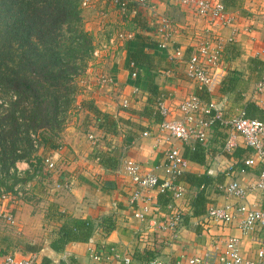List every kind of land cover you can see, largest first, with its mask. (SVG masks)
Segmentation results:
<instances>
[{
  "label": "crops",
  "instance_id": "crops-1",
  "mask_svg": "<svg viewBox=\"0 0 264 264\" xmlns=\"http://www.w3.org/2000/svg\"><path fill=\"white\" fill-rule=\"evenodd\" d=\"M221 1L233 19L227 25L213 27L223 44V75L212 93H204L208 96L205 100L198 94L203 88L188 79L183 63L171 56L172 48L179 47L186 58L206 26L191 9L174 0H148L152 10L139 9L138 14L125 16L121 21L118 8L109 0H81L84 28L91 34L94 48L84 71L77 77L79 90L60 133V148L46 153L53 157L61 173L49 172L28 180L25 197L14 204L0 201V260L5 254L14 253L17 257L30 256L40 264H144L151 259L163 264H184L187 257L222 245L231 236L237 238L243 258L254 257L264 239L263 230L243 233L237 228V219L226 226L205 217L208 206L225 202L217 190L218 184L235 178L246 185L258 173V166L238 171L236 157L245 159L250 155L242 151L231 153L235 148H245L240 138L236 139L237 146L226 154L222 149L226 131L216 126L203 130L204 146L193 138L158 142L150 135L161 119L154 107L158 96H163L169 107L168 119L181 120L177 105L195 95L199 100L197 118H205L203 107L214 101L224 113L242 112L246 117L264 121V93L255 90L256 82L264 76V0ZM128 6L135 7L134 0H129ZM161 16L173 28L171 48L167 51L157 48L154 40L155 18ZM132 50L143 51L147 59L145 65L134 66V78L129 76L133 68L129 66L128 53ZM101 74L107 75L110 82L99 85L97 78ZM123 100L125 106L121 105ZM80 102H88L106 113L113 118V124L98 127L94 113ZM89 129H94L98 137L94 145L86 136ZM142 130L149 135L142 136ZM170 145L187 159L186 171L206 172L214 182L205 191L203 213L193 215L188 200L194 188L183 181L185 198L176 203L182 214L181 224L174 233H157L138 222L134 210L137 206L129 203L122 163L130 158L162 178L160 168L155 166ZM14 168L22 174L28 165L20 160L14 163ZM64 178L71 179L69 190L57 186ZM148 196L143 204L148 205L153 216L158 219L166 216L168 199L155 190ZM246 201L263 209L264 191L248 194ZM6 210L12 214V224L2 217ZM77 219L92 226L87 240H67L53 248L58 228ZM139 228L143 231L138 232ZM145 238L147 245L143 243Z\"/></svg>",
  "mask_w": 264,
  "mask_h": 264
},
{
  "label": "built area",
  "instance_id": "built-area-1",
  "mask_svg": "<svg viewBox=\"0 0 264 264\" xmlns=\"http://www.w3.org/2000/svg\"><path fill=\"white\" fill-rule=\"evenodd\" d=\"M176 4L191 9L194 14L206 26L202 29L200 36L195 40V44L186 58L179 47L172 48V58L183 63L184 73L188 79L197 84L198 88H203L208 93H212L222 80L221 52L222 41L214 33L213 27L227 25L232 21V16L225 11L221 0H174ZM112 5L118 8L121 16L134 14L139 9H151L148 0H134L135 7L129 8V0H109ZM152 12V11H151ZM126 14V15H125ZM157 25L154 31V40L157 48L167 51L171 48L173 28L166 17L155 18ZM264 43V38L262 39ZM129 66L133 70L129 73L131 78L136 76L134 65ZM99 85L110 82V78L101 74L97 78ZM255 90L264 93V76L256 82ZM136 91L133 90V92ZM165 98L158 96L155 99V112L161 117L152 135L158 142L168 141L170 138L181 142L193 138L199 144H205V134L203 130L212 126L224 130L225 137L222 143L224 151H230L237 146L236 139L240 138L244 147L249 148L250 155L243 160L244 167L238 171H244L245 167L258 166V173L253 181L246 185L240 184L237 179L232 178L227 182L218 184L217 190L225 199L219 205H210L205 210V217L209 221L228 225L234 219L237 228L243 232L263 230L264 231V208H257L254 204L246 201V196L251 193L264 191V121L246 117L242 112L224 113L214 102L208 101L203 107L205 118L195 116L198 107V98L190 95L184 98L177 108L181 113V120L168 119L169 107L164 104ZM122 106L126 103L123 100ZM142 136L149 135L146 130L141 131ZM91 144L97 142V135L94 129H89L86 133ZM60 148V146L58 147ZM56 148V149H58ZM55 150V149H54ZM43 169L47 173L59 175L60 168L56 167V162L50 154H45L42 158ZM187 159L181 151L172 145L163 150L161 162L155 168H160L163 177L159 178L154 173L144 170L138 162L126 158L122 163V172L126 176L129 186V203L136 204L135 215L140 224L145 225L149 231L157 233H174L179 228L182 221V214L176 203L185 198L183 181L179 179L180 174L186 171ZM58 182L57 186L69 190L71 179L64 178ZM26 185H16L13 192L0 193V200H6L14 204L16 198L22 196L26 190ZM153 190L164 195L168 199L169 211L162 218H155L148 208L143 204L149 199V193ZM138 203L140 205H138ZM2 217L9 224L13 223L10 210H6ZM143 229H138L142 232ZM140 235V233H139ZM148 240H143L147 245ZM149 244V243H148ZM97 258V257H94ZM125 262L128 258H124ZM0 264H40L30 256L17 257L14 253L5 254L0 260ZM144 264H163L160 260L151 259ZM184 264H264V239L255 250L251 259L243 258L238 251L237 238L229 237L222 245H213L206 248L201 254L187 257Z\"/></svg>",
  "mask_w": 264,
  "mask_h": 264
},
{
  "label": "trees",
  "instance_id": "trees-1",
  "mask_svg": "<svg viewBox=\"0 0 264 264\" xmlns=\"http://www.w3.org/2000/svg\"><path fill=\"white\" fill-rule=\"evenodd\" d=\"M80 3L0 0V193H12L16 185L46 176L42 158L61 145L60 133L79 90L77 77L94 48L92 36L83 26ZM128 57L134 66L147 63L143 51H129ZM199 91V96L207 100L208 92ZM79 104L94 113L98 127L113 124V118L90 103ZM152 116L159 120L155 112ZM236 151L250 152L245 147L231 153ZM236 159L237 166L243 167L244 158ZM20 160L28 165L22 174L14 168ZM179 179L194 188L188 200L191 214L203 213L205 191L214 178L206 172L185 171ZM91 228L86 220L65 222L58 228L56 244L51 246L56 249L67 240L85 241Z\"/></svg>",
  "mask_w": 264,
  "mask_h": 264
},
{
  "label": "rangeland",
  "instance_id": "rangeland-1",
  "mask_svg": "<svg viewBox=\"0 0 264 264\" xmlns=\"http://www.w3.org/2000/svg\"><path fill=\"white\" fill-rule=\"evenodd\" d=\"M125 16H122V18H121V21H123V18H124ZM125 19V18H124ZM126 24V23H125ZM83 26H84V24H83ZM128 26V28L130 27V25H127ZM85 29V28H84ZM89 61V60H88ZM78 83V82H77ZM79 84V83H78ZM57 167V166H56ZM44 172H47V171H45L44 170ZM23 196H24V193H23V195L22 196H19L18 198H16V200H15V202L16 201H19L18 199H22L23 198ZM25 197V196H24ZM4 200V199H3ZM2 200V201H3ZM1 201V200H0ZM8 209V208H7Z\"/></svg>",
  "mask_w": 264,
  "mask_h": 264
}]
</instances>
